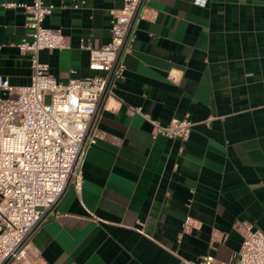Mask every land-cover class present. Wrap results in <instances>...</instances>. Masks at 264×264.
I'll use <instances>...</instances> for the list:
<instances>
[{"label": "crops", "instance_id": "1", "mask_svg": "<svg viewBox=\"0 0 264 264\" xmlns=\"http://www.w3.org/2000/svg\"><path fill=\"white\" fill-rule=\"evenodd\" d=\"M32 1L0 0V75L14 85L31 81L30 56L17 46L29 29L24 8L4 4ZM44 2L55 6L44 24L69 47L42 50L40 60L63 83L94 75L80 40L107 44L124 0ZM147 5L156 16L137 22L82 185L68 184L32 237L37 264L229 260L242 246L239 224L264 231V0ZM186 117L188 140L153 135L152 121ZM187 217L198 227L184 232Z\"/></svg>", "mask_w": 264, "mask_h": 264}, {"label": "built area", "instance_id": "2", "mask_svg": "<svg viewBox=\"0 0 264 264\" xmlns=\"http://www.w3.org/2000/svg\"><path fill=\"white\" fill-rule=\"evenodd\" d=\"M147 1L124 0L122 8L111 11L107 44L95 48L81 38L80 47L88 50V67L95 74L71 78L67 83L55 78L49 64L40 60L42 50L69 47L60 29L44 24L54 4L44 0L4 4L20 6L26 12L29 31L17 46L30 56L31 81L14 85L0 75V264H37L39 255L32 248L34 233L70 182L80 189L87 152L96 144L100 115L117 80L125 76V60L133 49L137 22L156 16L148 13ZM136 111L142 110H131ZM152 123L154 136L184 141L190 138L194 125L188 117L175 118L163 126ZM197 227L187 217L183 231ZM238 229L243 242L237 254L229 260L206 254L193 264H264V231L248 224H239Z\"/></svg>", "mask_w": 264, "mask_h": 264}, {"label": "rangeland", "instance_id": "3", "mask_svg": "<svg viewBox=\"0 0 264 264\" xmlns=\"http://www.w3.org/2000/svg\"><path fill=\"white\" fill-rule=\"evenodd\" d=\"M46 101H47V102L50 101V97H49V96L46 97Z\"/></svg>", "mask_w": 264, "mask_h": 264}]
</instances>
